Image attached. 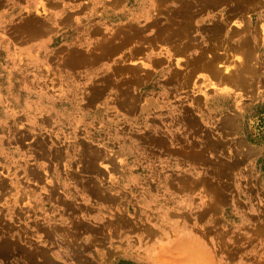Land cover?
<instances>
[{"label": "rangeland", "instance_id": "374dc122", "mask_svg": "<svg viewBox=\"0 0 264 264\" xmlns=\"http://www.w3.org/2000/svg\"><path fill=\"white\" fill-rule=\"evenodd\" d=\"M258 1L231 17L202 0H0L9 247L41 245L42 264H264ZM179 5L196 10L191 29L167 41ZM223 20L219 43L207 29ZM251 23L249 49L233 29ZM211 56L243 84L201 67Z\"/></svg>", "mask_w": 264, "mask_h": 264}, {"label": "bare ground", "instance_id": "6f19581e", "mask_svg": "<svg viewBox=\"0 0 264 264\" xmlns=\"http://www.w3.org/2000/svg\"><path fill=\"white\" fill-rule=\"evenodd\" d=\"M158 3L163 0H157ZM216 2H228L229 5L231 6L230 7V16L231 17H236V16H240V17H243V15L246 13V11H250L251 10H254L258 5L255 4V2L259 3L258 0H202V6L203 7H207V8H210L211 7H215V3ZM161 4V3H160ZM252 4V6H251ZM251 6V7H249ZM159 7H161V5H159ZM160 9V8H159ZM196 10H191L190 7L188 6H182V5H179V6H176L174 7L173 9H171V12L172 13L171 15L173 16V19H172V25H179L177 28H180L181 30L179 32H175V31H172V28L170 27L171 30H168L166 36H164V39H166L167 41H169V39H171V37L173 35H177L182 33V34H186V32L190 31L191 29V18L190 16L193 15V13L195 12ZM186 18V19H185ZM261 18L264 19V16L262 15ZM155 22L157 23L158 21L155 20ZM161 26V25H160ZM249 25L247 24H244L242 25L239 29H233L234 32H239V31H244L242 33H244L242 35V37L240 38V45H247L248 48L250 49L251 47H253V45L251 43H254L258 40V35L256 34V29L258 30V27L255 26L254 24L251 23V29L249 31V33H245V31H247L249 28H248ZM261 26V29L264 31V21L261 22V24H259V28ZM160 28H163V26H161ZM211 29L212 32H213V36L219 41V43H225V39L222 37V35L224 34V32L226 33V30H227V27H226V21H215L213 22V24L211 26L208 27L207 31ZM175 30V29H174ZM37 31V29H36ZM39 32V31H38ZM38 32L36 34H38ZM228 32V31H227ZM230 32V31H229ZM41 33V31H40ZM231 33V32H230ZM208 34V32H207ZM233 35H236L233 34ZM240 35V34H239ZM241 36V35H240ZM214 39V38H213ZM221 41V42H220ZM218 43V44H219ZM211 45V43H209ZM192 46V45H191ZM194 46V45H193ZM239 47V46H238ZM241 47V46H240ZM211 48V47H210ZM247 48V49H248ZM204 50V49H203ZM183 51V50H182ZM246 51V50H245ZM247 52V51H246ZM134 52H131V54L133 55ZM185 53V52H184ZM248 53V52H247ZM251 53V52H250ZM249 54V53H248ZM247 54V55H248ZM171 55V54H169ZM244 59V58H243ZM252 59V58H251ZM247 60V59H246ZM198 61V60H197ZM196 61V62H197ZM160 60L157 59L156 60V63H159ZM164 61H162L161 63H163ZM195 62V63H196ZM242 63H244L245 65V60H242L241 61ZM251 62V61H250ZM248 63V62H247ZM246 63V64H247ZM252 63V62H251ZM154 64V63H153ZM166 64V63H165ZM194 64V62H193ZM243 65V64H242ZM248 65V64H247ZM200 66L201 67H204V68H209L212 70V73H214L218 79L222 82H228L229 81H235L239 84H243L242 83V71H241V67H239L238 65L235 66L233 69H228L226 72H222V70H216L215 67L212 65V56L211 58H208L207 59V65L206 64H201L200 62ZM207 66V67H205ZM250 66V65H249ZM217 68V67H216ZM229 68V66H228ZM246 69V68H245ZM248 69V68H247ZM246 69V70H247ZM243 70V69H242ZM250 70V69H249ZM250 73V72H249ZM248 73V75H249ZM247 74V73H246ZM176 75V74H174ZM245 76V75H244ZM251 76V75H250ZM175 80V79H174ZM188 80V79H187ZM127 96V95H126ZM232 123H233V120H232ZM44 148V147H43ZM96 157V156H95ZM90 161V160H89ZM242 161V160H241ZM91 165V164H90ZM95 189V188H94ZM36 206V205H35ZM50 233V232H48ZM145 244V243H144ZM47 255V254H45ZM48 257V256H47ZM48 260V258H47ZM46 262V258H44V261L42 263Z\"/></svg>", "mask_w": 264, "mask_h": 264}, {"label": "crops", "instance_id": "0c3cea01", "mask_svg": "<svg viewBox=\"0 0 264 264\" xmlns=\"http://www.w3.org/2000/svg\"><path fill=\"white\" fill-rule=\"evenodd\" d=\"M166 56L168 53L165 54ZM169 56V55H168ZM167 56V57H168ZM36 233V232H33ZM8 234V233H6ZM0 259L1 260H8L6 261L9 263V260L14 258V254L12 252H18L19 255L16 257L15 261L18 264H42V259L44 258L47 260L46 248H40L41 245L33 244L34 248L30 249L27 246H20L18 245L17 249L14 251L13 246L9 247V237H4L3 233L0 232ZM43 252V253H42Z\"/></svg>", "mask_w": 264, "mask_h": 264}, {"label": "trees", "instance_id": "16d2710c", "mask_svg": "<svg viewBox=\"0 0 264 264\" xmlns=\"http://www.w3.org/2000/svg\"><path fill=\"white\" fill-rule=\"evenodd\" d=\"M121 264V263H120Z\"/></svg>", "mask_w": 264, "mask_h": 264}]
</instances>
